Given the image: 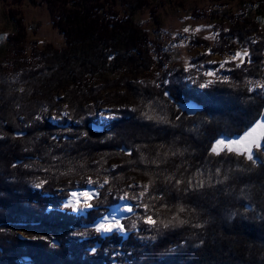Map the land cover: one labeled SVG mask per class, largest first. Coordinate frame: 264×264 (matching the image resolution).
Wrapping results in <instances>:
<instances>
[{"label":"trees","instance_id":"obj_1","mask_svg":"<svg viewBox=\"0 0 264 264\" xmlns=\"http://www.w3.org/2000/svg\"><path fill=\"white\" fill-rule=\"evenodd\" d=\"M45 2L66 48L21 57L28 62L14 66L16 85L0 87V232L50 241L0 237V264H264V153L252 163L211 152L217 140L264 120V93L177 84L162 72L155 82L127 85L122 96L133 104L110 120L47 122L44 99L54 92L126 68L160 72L168 55L133 22V11L115 15L113 0ZM9 17L16 32L7 40L22 56L23 18ZM223 45L209 52L223 54ZM38 100L43 108L30 112ZM90 184L98 190L92 209L72 214L66 201ZM124 188L142 223L125 239L85 228L117 205ZM148 217L155 223L144 222Z\"/></svg>","mask_w":264,"mask_h":264},{"label":"rangeland","instance_id":"obj_2","mask_svg":"<svg viewBox=\"0 0 264 264\" xmlns=\"http://www.w3.org/2000/svg\"><path fill=\"white\" fill-rule=\"evenodd\" d=\"M108 7L119 17L133 11V22L146 33L151 44L155 43V46H159L168 55V61L160 72L153 68L140 74L126 68L113 74L108 72L103 76L86 78L82 83L84 85L77 88L78 92L67 85L54 92L53 98L44 99L51 105L45 118L47 122L61 123L66 120L67 123H77L78 119L93 116L98 123L110 120L118 110L133 104L128 100V95L125 98L122 96L127 85L135 82H155L162 72L166 73L171 82L177 84L203 88L209 84L224 83L232 87H243L250 92L264 93V88L257 87L258 84H264V0H113ZM11 11L17 13V17L23 18L26 37L22 56L16 55V47L7 40L8 36H13L16 32L9 17ZM195 39L207 42L210 48L223 45V41L230 39L231 46L223 45V49L227 50L223 54H211L210 48L191 44V40ZM247 45L259 48L249 51L243 48ZM47 46L55 51L66 48L63 37L51 24L45 0H0V87L14 84V80L18 78L14 66L28 62H21V57L29 59L34 51L46 50ZM244 51L247 56L242 57V60L233 59L236 53ZM255 51L258 52L257 62L252 61ZM41 102L43 100L35 102L30 107V112L42 106ZM19 118L22 119L23 115ZM236 138L238 137L219 140L227 142ZM257 151L264 153L262 149H253V156ZM138 180L136 177L132 182L135 184ZM123 192L125 188L117 205L101 214V219L93 224L102 222L104 216L109 219L115 216L123 225L124 231L97 232L101 237L116 234L125 239L128 231L132 232L138 227V223H142L141 218L133 216V211L125 210L131 205ZM72 193H80L81 199L90 204L98 196V190L92 184ZM72 193L66 204L75 199ZM84 193H88V196H83ZM67 209L74 215L84 216L92 207H84L82 212H74L71 207ZM0 234V237L17 235L23 239L50 241L36 232L26 234L4 230Z\"/></svg>","mask_w":264,"mask_h":264},{"label":"snow or ice","instance_id":"obj_3","mask_svg":"<svg viewBox=\"0 0 264 264\" xmlns=\"http://www.w3.org/2000/svg\"><path fill=\"white\" fill-rule=\"evenodd\" d=\"M185 31H188L185 29ZM247 56V52L243 53L238 52L233 59L241 58ZM223 65H221L222 67ZM210 75L212 73H209ZM257 87L264 88V84H258ZM264 147V120H261L245 133L234 140L224 141L217 140L211 148V152L215 155H219L222 151H227L229 153H235L236 155L244 156L247 160L252 163H256V159L253 156V149H261ZM39 187V185H37ZM72 196L75 198L73 201L68 202L65 206L71 207L74 212H82L84 207L90 208L92 205L88 203L87 200L81 199L80 193H72ZM83 196H88V193H84ZM81 205L83 207H81ZM126 211L131 212V207H126ZM146 223L154 224L155 221L148 217L145 221ZM95 231L98 233H111L113 231L123 232L124 227L120 224L119 220L112 216L109 219L107 216L102 217V222H98L95 225Z\"/></svg>","mask_w":264,"mask_h":264},{"label":"water","instance_id":"obj_4","mask_svg":"<svg viewBox=\"0 0 264 264\" xmlns=\"http://www.w3.org/2000/svg\"><path fill=\"white\" fill-rule=\"evenodd\" d=\"M66 205V204H65ZM66 207V206H65ZM67 208H69V207H67ZM97 224V223H96ZM96 224H90V225H87V226H85V228H88V229H94L95 230V225ZM53 245H58V243H57V241H53Z\"/></svg>","mask_w":264,"mask_h":264}]
</instances>
